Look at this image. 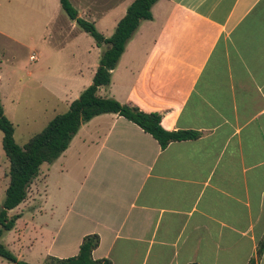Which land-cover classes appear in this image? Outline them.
Instances as JSON below:
<instances>
[{
    "label": "crops",
    "instance_id": "1",
    "mask_svg": "<svg viewBox=\"0 0 264 264\" xmlns=\"http://www.w3.org/2000/svg\"><path fill=\"white\" fill-rule=\"evenodd\" d=\"M152 16L98 95L199 136L163 149L118 114L82 125L54 163L73 164L68 193L29 213L59 221L43 258L76 256L97 235L93 258L112 264H264V0H159Z\"/></svg>",
    "mask_w": 264,
    "mask_h": 264
},
{
    "label": "rangeland",
    "instance_id": "2",
    "mask_svg": "<svg viewBox=\"0 0 264 264\" xmlns=\"http://www.w3.org/2000/svg\"><path fill=\"white\" fill-rule=\"evenodd\" d=\"M10 1L0 0V97L7 117L15 126V140L24 146L56 115L65 113L67 100L93 81L107 44L98 46L69 17L60 0H28L31 7ZM120 1L69 0L79 17L92 23L106 39L112 37L123 16L118 15ZM15 7L21 15L13 18L7 8ZM31 56L38 59L34 61ZM105 89L99 94L105 96ZM2 137L0 131V207L10 183V163ZM60 165H42L27 200L10 212L11 216L21 215L17 225L0 238V244L29 264H48L44 253L53 236H57V241L60 235L59 221L50 210L36 217V223L29 215L40 209L46 194L58 202L61 195L68 193L66 187L72 185L73 164L63 166V172ZM79 178L76 172V180ZM70 223L71 219L66 224L67 230ZM66 232L64 235L69 234ZM0 264L13 263L0 257Z\"/></svg>",
    "mask_w": 264,
    "mask_h": 264
},
{
    "label": "trees",
    "instance_id": "3",
    "mask_svg": "<svg viewBox=\"0 0 264 264\" xmlns=\"http://www.w3.org/2000/svg\"><path fill=\"white\" fill-rule=\"evenodd\" d=\"M158 1L135 0L129 6L126 15L118 22L112 37L106 39L92 23L79 17L69 0H60L69 17L90 34L98 46L107 44V49L101 56L93 83L70 104L65 113L55 116L24 146L18 145L15 140V126L7 117L0 97V131L3 136V149L10 163V183L0 207V238L4 232L11 231L17 225L21 215L11 216L10 212L26 201L29 189L39 176L42 165L55 163L70 147L82 125L93 118L103 114H118L152 135L163 149L174 141L198 138L199 134L195 132L165 130L161 125L162 115L159 113H147L136 106L124 105L113 98H102L98 95L101 87L111 84L112 72L116 69L128 42L140 24L152 20V8ZM99 244L100 239L97 235L87 236L83 239L76 256L67 259H50L48 264H112L107 259L93 258V251ZM263 250L264 245L258 250V256ZM0 257L13 264H29L19 260L3 244H0ZM249 264H257V262L252 259Z\"/></svg>",
    "mask_w": 264,
    "mask_h": 264
}]
</instances>
